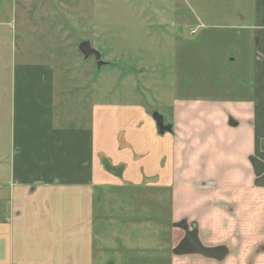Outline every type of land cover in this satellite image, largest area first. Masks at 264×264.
<instances>
[{"label":"crops","instance_id":"1","mask_svg":"<svg viewBox=\"0 0 264 264\" xmlns=\"http://www.w3.org/2000/svg\"><path fill=\"white\" fill-rule=\"evenodd\" d=\"M255 8V22L243 27L253 34L236 42L238 51L195 53L197 64L182 58L188 82L175 83L165 134L140 99L96 103L84 87L59 82L54 65L25 54L6 65L0 52L2 91L5 70L10 80L9 129L0 134V165L9 172L7 193L0 190V264H95L104 228L97 223L112 220L123 231L162 225L165 247L155 256L141 251L132 264H264V244L252 238L261 244L251 255L245 242L259 235L264 215V0ZM108 188L124 201L133 195L127 189L155 191L134 198L149 216H109L101 198ZM192 230L202 246H224L228 255L175 253Z\"/></svg>","mask_w":264,"mask_h":264},{"label":"rangeland","instance_id":"2","mask_svg":"<svg viewBox=\"0 0 264 264\" xmlns=\"http://www.w3.org/2000/svg\"><path fill=\"white\" fill-rule=\"evenodd\" d=\"M255 16V0H0V52L6 65L14 54L31 55L34 61L54 65L59 82L63 79L72 88L84 87L83 93H92L96 103H132L140 99L167 119L166 104L175 93V83L188 82L180 75L182 67H187L182 58L191 55L197 64L199 55L195 53L238 51L236 42L253 34L243 27L253 24ZM86 41L101 53L106 65L99 68L94 57H84L79 46ZM1 79L6 88H0V134H7V70ZM6 166L7 162L0 165L2 194L8 188ZM135 191L127 189V194H133L127 201L119 199L120 190L103 191L107 214L122 218L149 216L147 206H142L141 214L136 211L139 202L134 203V198L154 196L155 191ZM260 216L259 235L245 240L252 247L251 255H256L259 244H264V215ZM116 222L112 220L106 226L102 221L97 223L101 225L98 228H104L98 230L95 264L141 262V251L149 249L148 256H155L157 249L165 247L162 225L157 221L126 224L124 231Z\"/></svg>","mask_w":264,"mask_h":264},{"label":"water","instance_id":"3","mask_svg":"<svg viewBox=\"0 0 264 264\" xmlns=\"http://www.w3.org/2000/svg\"><path fill=\"white\" fill-rule=\"evenodd\" d=\"M79 50L85 58L94 57L99 68L107 64L106 62L102 61L101 53L98 50L94 49L90 42L86 41L81 43L79 46ZM153 118L157 123L160 134L171 132V126H166L164 124V118L162 115L155 112L153 114ZM174 252L180 255L196 253L216 260H223L228 255V250L224 246L217 248H205L204 246H202L197 238V233L195 230L187 232L184 240L179 244Z\"/></svg>","mask_w":264,"mask_h":264}]
</instances>
